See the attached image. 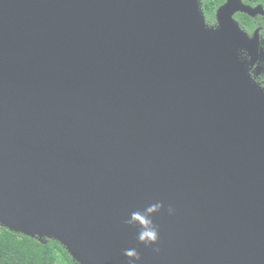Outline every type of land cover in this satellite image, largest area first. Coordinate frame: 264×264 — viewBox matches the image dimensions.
Returning a JSON list of instances; mask_svg holds the SVG:
<instances>
[{"label": "water", "instance_id": "1", "mask_svg": "<svg viewBox=\"0 0 264 264\" xmlns=\"http://www.w3.org/2000/svg\"><path fill=\"white\" fill-rule=\"evenodd\" d=\"M257 10L0 0V227L76 264H264L261 50L233 18Z\"/></svg>", "mask_w": 264, "mask_h": 264}, {"label": "trees", "instance_id": "2", "mask_svg": "<svg viewBox=\"0 0 264 264\" xmlns=\"http://www.w3.org/2000/svg\"><path fill=\"white\" fill-rule=\"evenodd\" d=\"M223 0H201L207 24ZM246 18L240 15V22ZM0 264H76L67 251L54 240L43 242L0 227Z\"/></svg>", "mask_w": 264, "mask_h": 264}, {"label": "flooded vegetation", "instance_id": "3", "mask_svg": "<svg viewBox=\"0 0 264 264\" xmlns=\"http://www.w3.org/2000/svg\"><path fill=\"white\" fill-rule=\"evenodd\" d=\"M242 4L246 7H249L251 9H258L257 14L253 17L248 16L244 13H236L234 14L233 18L238 23L240 29L246 34L249 40L253 39L256 35L259 43V49L261 50V56H259V59L250 64L251 60L248 57L247 53H243L244 60L248 63V73L250 75V78L252 81L262 90H264V0H241ZM200 10L204 16V13L202 11L201 7V0H198ZM226 3V0H223L222 4L218 6V8L215 11L214 14V22L212 24H207L206 18L205 22L210 27H216V12L219 8H221ZM240 15H243L246 18L243 23L240 22L239 18Z\"/></svg>", "mask_w": 264, "mask_h": 264}, {"label": "clouds", "instance_id": "4", "mask_svg": "<svg viewBox=\"0 0 264 264\" xmlns=\"http://www.w3.org/2000/svg\"><path fill=\"white\" fill-rule=\"evenodd\" d=\"M163 207L160 203H155L149 206L144 214L135 213L132 216V220L137 222L141 227L142 231L139 234V240L142 242H146V244H154L158 239V233L156 228L152 225L150 220V215L158 212ZM169 214L173 213V209L171 207L168 208ZM128 257L135 256V252L133 250H128L125 253ZM138 259V257H137Z\"/></svg>", "mask_w": 264, "mask_h": 264}]
</instances>
